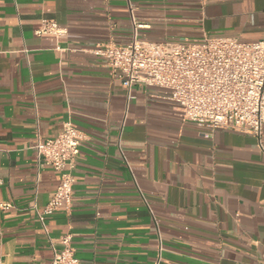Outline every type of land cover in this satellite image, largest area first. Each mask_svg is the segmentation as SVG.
Wrapping results in <instances>:
<instances>
[{
    "label": "crops",
    "instance_id": "crops-1",
    "mask_svg": "<svg viewBox=\"0 0 264 264\" xmlns=\"http://www.w3.org/2000/svg\"><path fill=\"white\" fill-rule=\"evenodd\" d=\"M205 37L264 39V0H0V264H52L65 237L78 264H264V126L210 132L93 53ZM67 121L71 202L40 221L60 174L35 145Z\"/></svg>",
    "mask_w": 264,
    "mask_h": 264
},
{
    "label": "built area",
    "instance_id": "built-area-1",
    "mask_svg": "<svg viewBox=\"0 0 264 264\" xmlns=\"http://www.w3.org/2000/svg\"><path fill=\"white\" fill-rule=\"evenodd\" d=\"M34 34L63 38L66 30L43 19ZM93 53L119 74L125 89L139 85L154 88L159 91L158 98L171 103L182 119L194 121L210 132L230 129L248 133L260 145L264 126V39L244 43L205 37L194 43H150L134 38L122 45H98ZM84 141V135L70 121L63 123L54 139L37 141V160L60 174V184L45 208L38 211L32 207L40 221L44 215L70 205L72 172ZM60 244L63 249L54 253L52 264H78L70 238H62Z\"/></svg>",
    "mask_w": 264,
    "mask_h": 264
}]
</instances>
